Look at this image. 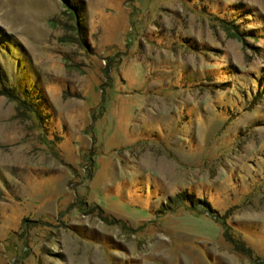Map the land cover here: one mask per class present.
Segmentation results:
<instances>
[{
    "label": "rangeland",
    "instance_id": "obj_1",
    "mask_svg": "<svg viewBox=\"0 0 264 264\" xmlns=\"http://www.w3.org/2000/svg\"><path fill=\"white\" fill-rule=\"evenodd\" d=\"M10 88L0 264H264V0H0Z\"/></svg>",
    "mask_w": 264,
    "mask_h": 264
},
{
    "label": "trees",
    "instance_id": "obj_2",
    "mask_svg": "<svg viewBox=\"0 0 264 264\" xmlns=\"http://www.w3.org/2000/svg\"><path fill=\"white\" fill-rule=\"evenodd\" d=\"M66 5H68V4H66ZM72 6H74V5L72 4ZM76 7H77L76 10H74V7H72V8L69 7L70 9H68V10L71 12V14L73 15V18H74V24L76 26V28H75L76 40L77 41L79 40L81 44H85L84 27H83V22L81 20V8H80V5H79V7L76 5ZM73 10H74V12H73ZM231 35L232 36H239V34L235 30H233L231 32ZM13 92H14V89H12V88H10V90H8V91H1L0 90V93L6 94L7 96L11 97V99L18 101L20 99V94H14ZM18 104H21V99H20V101H18ZM37 117L39 118L38 115H37ZM176 196H179V198H181L183 200H187L190 203V205H193L195 203L194 202L195 199L193 200L192 194H190V193L177 192ZM196 201H198V202L201 201L203 204L202 207L205 206L206 208L209 209V206L207 204L208 202L206 201L205 198H201V199L196 198Z\"/></svg>",
    "mask_w": 264,
    "mask_h": 264
}]
</instances>
